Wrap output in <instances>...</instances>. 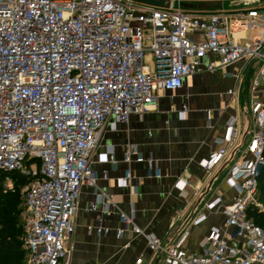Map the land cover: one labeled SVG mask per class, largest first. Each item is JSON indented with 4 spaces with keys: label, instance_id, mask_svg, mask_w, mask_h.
<instances>
[{
    "label": "built area",
    "instance_id": "2783aa9c",
    "mask_svg": "<svg viewBox=\"0 0 264 264\" xmlns=\"http://www.w3.org/2000/svg\"><path fill=\"white\" fill-rule=\"evenodd\" d=\"M169 1V8H157L135 0H0V187L13 191L14 175L31 180L22 215L26 264L66 259L81 189L97 187L91 162L111 121L128 124L134 115L147 114L161 95L181 90L209 58L211 72L239 61L260 63L251 89L264 98V8L224 9L226 2L242 0ZM204 2H223L224 8L184 7ZM250 32L255 34L249 37ZM186 111L184 106L182 118ZM251 112L256 131L248 145L250 159L229 175L233 203L223 206L218 196L207 205L211 211L222 208L226 220L224 230H210L202 255L183 249L189 231L177 244L164 246L122 212L117 238L127 231L144 236L165 264H264V229L247 216L250 207H263L258 192L264 99L255 97ZM238 139L233 118L216 141L220 150L203 162L207 173ZM136 155V147L129 146L125 162H145ZM105 160L116 161L113 150ZM147 162L149 177L159 178L161 171ZM131 180L128 169L121 185ZM105 205L108 214L114 211L111 200ZM108 232L97 229L99 235Z\"/></svg>",
    "mask_w": 264,
    "mask_h": 264
},
{
    "label": "crops",
    "instance_id": "0c3cea01",
    "mask_svg": "<svg viewBox=\"0 0 264 264\" xmlns=\"http://www.w3.org/2000/svg\"><path fill=\"white\" fill-rule=\"evenodd\" d=\"M229 3L236 9L245 7ZM254 6L264 8V0ZM211 61L206 59L200 72L186 78L181 90L161 95L147 114L134 115L128 124L112 126L110 122L91 162L98 175L97 187L85 184L81 189L75 233L61 264H165L164 255L151 251L144 236L127 231L117 238L120 212L146 234L160 238L164 246L177 244L189 231L182 246L193 255L203 254L213 227L225 229L222 208L211 211L207 205L218 196L223 206L233 203L236 190L228 178L234 166L250 159L248 145L256 131L251 104L255 97L264 98L251 89L260 63L247 66L239 61L211 72L207 69ZM184 106L187 111L182 118ZM233 118L238 121L239 139L229 156L207 173L203 162L220 150L216 141L227 134ZM129 146H135L136 158L145 162L126 163ZM110 150L115 162L105 160ZM147 160L161 171L159 178L149 177ZM128 169L132 180L123 186L120 181ZM109 200L115 204L110 214L105 205ZM202 216L205 219L195 224ZM99 228L108 229V234L99 235Z\"/></svg>",
    "mask_w": 264,
    "mask_h": 264
},
{
    "label": "trees",
    "instance_id": "16d2710c",
    "mask_svg": "<svg viewBox=\"0 0 264 264\" xmlns=\"http://www.w3.org/2000/svg\"><path fill=\"white\" fill-rule=\"evenodd\" d=\"M16 184H26L29 186L31 180L28 178L14 175ZM258 200L264 206V167L259 178ZM17 190L5 191L0 187V264H26V250L24 249V227L18 224L21 215L17 213L18 205ZM248 218L252 219L256 225L264 229V210L250 207L247 213Z\"/></svg>",
    "mask_w": 264,
    "mask_h": 264
},
{
    "label": "water",
    "instance_id": "95a60500",
    "mask_svg": "<svg viewBox=\"0 0 264 264\" xmlns=\"http://www.w3.org/2000/svg\"><path fill=\"white\" fill-rule=\"evenodd\" d=\"M138 3L157 7V8H169L170 1L169 0H135ZM259 0H242L237 1L233 5L234 6H254L257 4ZM184 7L189 10H199V11H214L221 10L224 8L223 2H204L201 4L198 3H186Z\"/></svg>",
    "mask_w": 264,
    "mask_h": 264
},
{
    "label": "rangeland",
    "instance_id": "374dc122",
    "mask_svg": "<svg viewBox=\"0 0 264 264\" xmlns=\"http://www.w3.org/2000/svg\"><path fill=\"white\" fill-rule=\"evenodd\" d=\"M232 8H235V7H231L229 2L225 3V8L224 9L228 10V9H232ZM254 34L255 33L250 32V33H248V36L252 37ZM27 187H28L27 183L26 184H19L18 183V185H17L16 181H15L14 189L17 190V195H19V197H18V205H17V210L16 211H17V213H19L21 215V220L19 221V224H18L21 228H23L22 215H23V211H24V196H25V192H26V188ZM3 189H4V187H3ZM259 193L262 194V191L260 190ZM258 196H259V194H258ZM258 209H260V211H263L264 210V206L262 208H258Z\"/></svg>",
    "mask_w": 264,
    "mask_h": 264
}]
</instances>
